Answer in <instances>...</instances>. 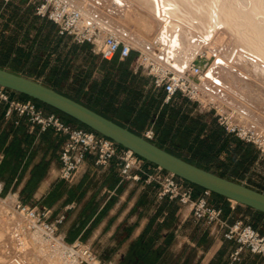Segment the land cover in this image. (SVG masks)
<instances>
[{
  "label": "crops",
  "instance_id": "obj_1",
  "mask_svg": "<svg viewBox=\"0 0 264 264\" xmlns=\"http://www.w3.org/2000/svg\"><path fill=\"white\" fill-rule=\"evenodd\" d=\"M13 2L0 0V41L4 37L22 39L31 35L30 48L20 51L33 54L38 50L36 39H48L51 59L30 72L11 67L8 61L0 66L39 79L141 133L148 126H157L162 110L166 112L181 96L186 97L178 94L170 103L165 102L164 89L140 65L137 49L127 58L116 55L105 59L100 54L101 42L78 43L69 35H60L55 22L37 15L33 5L28 4L26 8L42 23L32 29L30 20L14 17ZM26 8H21L22 14ZM45 25L49 28L45 29ZM18 48L12 46L8 53L14 56ZM78 51L86 57L83 66L76 59ZM204 95L192 100L199 110L190 122L187 114H178L182 131L198 136V154H224L228 159L259 163L263 155L251 142L206 119L213 105L212 99L205 92ZM5 109L6 104L0 105V197L11 198L14 203L46 206L51 219L64 214L58 224L60 235L69 241L84 240L97 252L102 264H264V254L247 247L239 258H233L238 243L224 236L223 227L197 222L189 205L159 197L155 183L122 179L114 159L107 165H98L89 154L70 178H62L59 153L66 134L53 127L41 129L40 124L16 112L8 117ZM163 133L164 128L157 127V139L165 140ZM152 163L146 160V164ZM197 163L225 173L210 161ZM210 197L223 206L231 222L242 219L264 229L263 211L212 192Z\"/></svg>",
  "mask_w": 264,
  "mask_h": 264
},
{
  "label": "built area",
  "instance_id": "obj_2",
  "mask_svg": "<svg viewBox=\"0 0 264 264\" xmlns=\"http://www.w3.org/2000/svg\"><path fill=\"white\" fill-rule=\"evenodd\" d=\"M35 13L55 22L60 35H69L78 43L95 42L103 35L100 54L105 59H112L116 55L127 58L137 49L140 65L153 77L155 84L164 89L165 102L171 101L178 94L191 100L203 97L202 81L207 75L195 62L184 69L176 68L171 63L162 61L159 46L154 47V53L136 47L121 34L107 30L97 19L86 18L71 0H35ZM199 56L203 57V54L199 53ZM2 104H6L5 115L8 117L16 112L19 116L26 115L32 122L40 124L41 129L53 127L56 132L66 134L59 153L62 178H70L89 154L98 165H107L114 159L122 179L155 183L159 197L167 196L189 205L197 222L223 227L224 236L238 243L232 252L233 258H239L244 247L264 254V233L251 222L242 219L231 222L224 215L223 206L213 202L210 197L212 191L209 189L196 192L192 182L155 163L146 164L147 159L132 148L92 128L67 121L56 111H46L34 98H20L14 90L0 84V105ZM217 113L220 123L227 131L234 132L248 142L257 143L264 153V143L257 137V132L234 123L227 112L219 109ZM142 133L149 139L156 138L153 125L146 127ZM13 207L25 219L29 229L37 230L70 264H102L97 252L84 240L76 238L69 241L60 235L58 224L64 219V214L51 219L48 207L24 201L15 202Z\"/></svg>",
  "mask_w": 264,
  "mask_h": 264
},
{
  "label": "rangeland",
  "instance_id": "obj_3",
  "mask_svg": "<svg viewBox=\"0 0 264 264\" xmlns=\"http://www.w3.org/2000/svg\"><path fill=\"white\" fill-rule=\"evenodd\" d=\"M71 2L81 6L87 18L93 17L99 23L101 21L102 23L100 24L107 30L121 34L136 47L148 51H153L155 46L163 44L162 51L169 47L170 43L167 38L168 43L163 41L160 35V32H162L164 37H166L162 30L160 19L141 0H71ZM30 3L33 4L35 11V0H14L12 5L14 17L19 18L22 16L24 21L30 20L31 28L36 29L42 23L35 20L31 10L27 9ZM23 6L25 8L27 6V8L25 9L26 12L22 14L21 8ZM44 28L48 29L49 25H45ZM30 37H23L22 39L20 37L2 38L0 41V64L3 65L8 61V65L11 67L25 72L34 71L36 68L43 67L46 60L50 58L47 53V46H49L48 39L42 37L36 39V45H38L37 53L21 54V49H26V47L30 48L28 47V42H31L33 39L31 35ZM102 40L103 35H100V38L96 40L97 42H94V45L99 44ZM15 43H21L22 45H15ZM12 46L19 47L14 56L8 53ZM224 47H216L215 52L220 53L224 50ZM170 52L171 54L173 53L174 59L180 64L191 60L187 58V53L180 52V49L172 48L171 46ZM199 52H204L203 57L198 56ZM199 52L196 54V58H205L210 54L206 47L203 51ZM76 59L83 66L86 57L83 52L78 51ZM202 68L207 70V67H204V65ZM230 72L229 74H223L225 83L222 86H218L215 82L212 83L216 88H222L221 93L224 95L226 104L230 105V107L241 106L248 111V114H242L238 110L230 113L228 109L221 108L222 106L218 101L213 98H208L212 99L213 107H211L212 109L210 111L206 112V119L211 120L212 124H221L219 113L217 112H219V109L227 111L235 123L239 126L242 124L255 129L264 140V69L257 64L249 65L239 63L235 64ZM40 77L44 81H49L43 76ZM58 86L61 87L60 84ZM198 110L199 106L197 102L181 96L174 103L173 107H169L164 113L166 117L165 121L159 123V129L164 128L163 138L165 140L157 139L156 137L154 141L162 142L164 145L174 149L175 152H179L192 159L210 161L212 166H219L227 175L242 179L264 190V153L257 143L249 141L263 155L262 160L255 164L250 163L249 160L228 159L224 154V157L220 155L210 156L207 154H198L195 148L197 140L194 134L183 132L182 125H178V121H180L178 114H187L189 116L187 121L190 122L194 118L192 116ZM173 111L178 112V114L173 115ZM221 125L224 127L223 124ZM155 130L157 133L156 127ZM172 132H174L173 135ZM231 133L239 139L247 141L234 132ZM13 206L14 202H12L11 198L5 196L0 197V264H67L69 261L64 259L61 252L54 250L48 240L38 233L26 229L23 217Z\"/></svg>",
  "mask_w": 264,
  "mask_h": 264
},
{
  "label": "bare ground",
  "instance_id": "obj_4",
  "mask_svg": "<svg viewBox=\"0 0 264 264\" xmlns=\"http://www.w3.org/2000/svg\"><path fill=\"white\" fill-rule=\"evenodd\" d=\"M141 1L149 9L151 8L160 19L162 30L166 36L164 37L163 33L160 32L161 38L170 43L169 47L166 48L168 54L166 50L162 51L164 44L159 46L161 49L159 56L162 61H167V63L171 61L176 68L184 69L193 63L194 60L192 59L196 58V54L206 47L210 54L203 58V65L207 67V77L210 79L206 77L202 81L203 95L205 92L207 98L218 101L222 106L221 108L228 109L230 113L238 110L247 115L248 111L245 108L241 106L230 107L226 104L224 95L221 93L222 88H216L212 82L222 86L225 83L223 74L231 73L230 70L235 64H257L264 69V0ZM78 7L81 9V6ZM82 12L84 14L83 10ZM100 23L102 22L100 21ZM106 24L108 23L106 22ZM170 45L172 48L180 49V52H186L187 58L191 60L182 64L177 62L173 53L170 52ZM218 46H225L220 53L215 52ZM150 52L154 53L155 50ZM199 53L204 55V52ZM229 116L232 119L230 114ZM242 126L246 130L253 129ZM253 130L257 132L255 129ZM257 137L264 143L259 133ZM25 226L28 230L41 235L37 230L29 229L26 222Z\"/></svg>",
  "mask_w": 264,
  "mask_h": 264
},
{
  "label": "water",
  "instance_id": "obj_5",
  "mask_svg": "<svg viewBox=\"0 0 264 264\" xmlns=\"http://www.w3.org/2000/svg\"><path fill=\"white\" fill-rule=\"evenodd\" d=\"M194 62L203 67L204 59L196 58ZM0 84L76 118L194 184L264 212V190L191 161L39 79L0 66Z\"/></svg>",
  "mask_w": 264,
  "mask_h": 264
},
{
  "label": "trees",
  "instance_id": "obj_6",
  "mask_svg": "<svg viewBox=\"0 0 264 264\" xmlns=\"http://www.w3.org/2000/svg\"><path fill=\"white\" fill-rule=\"evenodd\" d=\"M30 4H32V3H30ZM33 5V4H32ZM38 15V14H37ZM52 21V20H51ZM15 94H17L18 96H21V97H24V98H27V97H31V96H29V95H26V94H23V93H20V92H16L15 91ZM32 98V97H31ZM38 103H39V105H41V106H44L45 108H47V109H49L50 111H56L57 113H59L64 119H66L67 121H70V122H72V123H74V124H76V125H79V126H84V127H88V128H90L89 126H87L86 124H84V123H82V122H80L79 120H77L76 118H74V117H72V116H70V115H68V114H66V113H64V112H62V111H60V110H58V109H56V108H54V107H52V106H50V105H48V104H46V103H44V102H41V101H39V100H37V99H35ZM171 101H169L168 103H170ZM164 113H165V110H162L161 111V113H160V115H159V118H158V120H157V126L155 125V127H156V129H157V127L159 126V123H161L162 121H165L164 120ZM173 115H176V114H178V112H176V111H173V113H172ZM195 124V123H194ZM154 127V128H155ZM194 127V126H193ZM133 129V128H132ZM136 131V130H135ZM156 131V130H155ZM138 132V131H137ZM141 133V132H140ZM191 134V133H190ZM195 136V135H194ZM195 138H196V140H198V136H195ZM157 143H159L160 145H162V146H164V144L162 143V142H159V141H156ZM164 147H166V146H164ZM167 149H169V150H171V151H173V152H175L174 151V149H172V148H170V147H166ZM175 153H177V152H175ZM177 154H179V155H182L181 153H177ZM184 157H186V158H188V159H190L191 161H194V162H198L199 160L198 159H192V158H190V157H187V156H184ZM222 174H225V173H222ZM228 176H230V177H232L231 175H228ZM234 178V177H233ZM194 184V183H193ZM194 186H195V190H196V192H200L201 190H203V189H205V188H203L202 186H199V185H197V184H194ZM212 194H214V195H217V196H223V195H220V194H217V193H215V192H212ZM256 228H258L262 233H264V229H260L259 227H258V225H257V223H252Z\"/></svg>",
  "mask_w": 264,
  "mask_h": 264
}]
</instances>
